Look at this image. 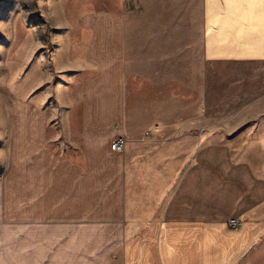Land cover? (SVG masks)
<instances>
[{"label":"crops","instance_id":"crops-1","mask_svg":"<svg viewBox=\"0 0 264 264\" xmlns=\"http://www.w3.org/2000/svg\"><path fill=\"white\" fill-rule=\"evenodd\" d=\"M141 1L127 20L83 21L96 70L74 93L83 157L60 158V264H264V131L147 130L125 91L132 40H152L168 69L198 72V120L250 112L264 101V0Z\"/></svg>","mask_w":264,"mask_h":264},{"label":"rangeland","instance_id":"rangeland-1","mask_svg":"<svg viewBox=\"0 0 264 264\" xmlns=\"http://www.w3.org/2000/svg\"><path fill=\"white\" fill-rule=\"evenodd\" d=\"M143 11L141 0H0V264H60V158L83 157L75 147L83 108L74 93L96 70L86 58L92 31L83 21ZM132 42L125 91L147 130L264 131V101L229 121L198 120V72L178 63L168 69L173 57L153 55L152 40Z\"/></svg>","mask_w":264,"mask_h":264},{"label":"built area","instance_id":"built-area-1","mask_svg":"<svg viewBox=\"0 0 264 264\" xmlns=\"http://www.w3.org/2000/svg\"><path fill=\"white\" fill-rule=\"evenodd\" d=\"M127 140L124 136L116 137L111 143V149L115 152H123L126 149ZM229 224L232 228H238L240 221L237 218H232L229 221Z\"/></svg>","mask_w":264,"mask_h":264}]
</instances>
